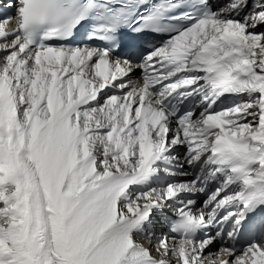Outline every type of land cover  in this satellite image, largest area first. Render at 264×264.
Listing matches in <instances>:
<instances>
[{
    "label": "snow or ice",
    "instance_id": "snow-or-ice-1",
    "mask_svg": "<svg viewBox=\"0 0 264 264\" xmlns=\"http://www.w3.org/2000/svg\"><path fill=\"white\" fill-rule=\"evenodd\" d=\"M7 9L0 264H264V0Z\"/></svg>",
    "mask_w": 264,
    "mask_h": 264
},
{
    "label": "bare ground",
    "instance_id": "bare-ground-1",
    "mask_svg": "<svg viewBox=\"0 0 264 264\" xmlns=\"http://www.w3.org/2000/svg\"><path fill=\"white\" fill-rule=\"evenodd\" d=\"M9 1V0H8Z\"/></svg>",
    "mask_w": 264,
    "mask_h": 264
}]
</instances>
